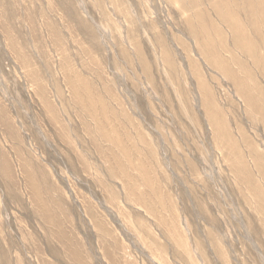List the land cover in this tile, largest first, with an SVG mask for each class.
<instances>
[{
	"label": "rangeland",
	"instance_id": "374dc122",
	"mask_svg": "<svg viewBox=\"0 0 264 264\" xmlns=\"http://www.w3.org/2000/svg\"><path fill=\"white\" fill-rule=\"evenodd\" d=\"M0 264H264V0H0Z\"/></svg>",
	"mask_w": 264,
	"mask_h": 264
}]
</instances>
